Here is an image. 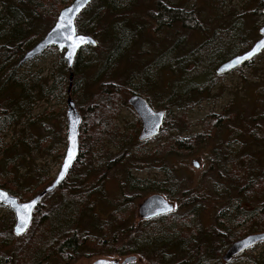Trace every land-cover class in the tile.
<instances>
[{
    "label": "trees",
    "instance_id": "obj_1",
    "mask_svg": "<svg viewBox=\"0 0 264 264\" xmlns=\"http://www.w3.org/2000/svg\"><path fill=\"white\" fill-rule=\"evenodd\" d=\"M72 1L0 2V135L6 134L10 128L13 130L22 122H24L22 129L35 124L38 127L47 125L50 120L48 116L52 113L33 115V104L40 97L67 99L70 74L73 75L70 96L81 117L79 156L76 163L64 182L41 200L33 213L27 232L15 237L12 233L13 214L7 209V215L0 216V264H76L80 260L98 256L127 258L135 255L146 260L148 264H210L212 261H215V264H222L220 255L222 250L233 241L249 234L251 225H247L246 230L243 226L261 215L264 204L258 206L252 214H243L238 218L228 217L218 228L205 227L202 222V216L206 213L205 208L216 201L205 195V188L187 191L191 188H186V185L175 176L173 169L168 168H162L165 179L162 185L155 183V187L136 179L131 174L125 179L122 175L118 176V188L120 191L125 188L128 193L117 198L113 211L106 221H102L93 206H90V199L95 195V177L121 163L118 162L119 159L123 163L126 161L124 164L126 171L135 172L160 167L158 161L168 159L170 156L186 159L208 144L212 139L209 131L215 134L219 131L224 123L221 125L218 119L232 123L230 115L226 114L225 117L224 113H221L216 119L211 114L199 122L203 125V135L195 136L190 141L189 136L182 137L179 134L188 132L190 128L184 115L188 107L209 98L215 83L212 80L213 69L219 63L249 50L253 40L241 35V30L235 26L227 33L215 34L208 43L203 42L196 47L192 53L193 57L190 58L191 54L182 55L183 42L188 39V35L179 38L176 36L177 29L193 33L201 27L200 11L196 8L185 10L155 2L147 4V11L141 12L138 10L139 0H92L76 18L75 29L77 35L90 36L96 41V46L81 49L70 71L62 56L58 54L60 65L56 66L52 86L47 87L38 74L23 71L21 69L23 65L20 67L18 63L54 25L58 13ZM242 1L243 5L240 8L231 6L230 14L234 19L246 16L247 0ZM257 2L258 6L252 14L262 16L264 0ZM243 12H246L245 15ZM260 23L256 25L257 30L262 26ZM164 30L168 31L172 38L168 39L171 46L161 56L159 55L161 34ZM137 40L149 47L148 57L138 60L137 65L140 67L136 72L126 70V76L119 77L118 81H108L107 78L112 76L116 79L117 66L121 62L129 65L135 60L134 56L130 55L129 45ZM179 46L181 49L175 56L174 52ZM49 50L56 51L54 48ZM85 51L86 55H82ZM152 56L154 62L148 59ZM147 60L154 64H150L149 67L143 66ZM250 63L244 66H249ZM189 64L196 70L206 65L204 73L206 75L210 73L212 77L208 76L205 83L207 87L204 90L200 86H194L178 95L175 86L174 90L166 93L169 98L171 97L172 103L160 107L165 112V117L158 136L139 142L137 138L141 124L138 120L137 123L126 127L125 133L119 132L113 121L118 117L120 107H127V99L124 97H129L130 94L137 95L152 106L153 97L151 102V97L147 94L151 95L156 89L159 75L167 72L168 77H179L170 80L176 81L175 85L186 83L189 78V74H186ZM166 65L170 66L169 73L168 70H163ZM90 69H98L94 81H85L86 72ZM100 77L101 81L94 90L96 79ZM182 85L179 87L184 86ZM121 94H124V97ZM195 95L199 98L195 99ZM173 107L182 112L181 117L173 115L171 110ZM259 119H264V113ZM172 130L176 131L174 139L162 143L158 137ZM257 134L259 138L252 139L251 148H264V134L259 132ZM28 135L32 136L21 132L20 141L12 142L5 147L0 145V157L5 155V166L3 163L1 173L5 170V173L9 174L7 170L13 168L16 160L24 161L30 157L33 149L40 152L48 150L41 148L37 143L33 148L32 137ZM57 140L59 139L56 138V142ZM39 141L42 142L40 139ZM153 141L157 143L155 148L147 151L142 148ZM236 142V139L232 140L228 144L229 147ZM105 144L115 146L117 153L112 155L105 149ZM138 146L143 150L137 151ZM243 147L244 144L235 154L226 150L216 151L218 157L213 161L214 172L239 189L238 194L244 199H264V163L256 161L254 150L250 153L244 151ZM110 157L112 160L104 167ZM226 165H229L230 169H227ZM103 168L105 171L101 173ZM10 175L15 179L16 188H19L18 178ZM47 180L43 179L34 184L29 189L28 196L23 194L22 189L11 191L3 183H0V188L16 197L19 202H26L52 183V180L49 182ZM150 192L164 194L169 201L177 200L175 208L184 210V213L176 215L175 210L165 216L166 219L161 217L143 221L137 218L136 221V205L143 198L137 194ZM222 196H227L228 201H239V198L234 199L229 194L228 189L219 194V197ZM86 217L89 225L83 219ZM240 225L243 230H240ZM236 232L238 234L234 235ZM261 264H264V259Z\"/></svg>",
    "mask_w": 264,
    "mask_h": 264
},
{
    "label": "rangeland",
    "instance_id": "obj_2",
    "mask_svg": "<svg viewBox=\"0 0 264 264\" xmlns=\"http://www.w3.org/2000/svg\"><path fill=\"white\" fill-rule=\"evenodd\" d=\"M1 1L2 0H0V2ZM155 2L167 4L173 8H182L185 10L196 8V10L200 11L199 19L201 21V27L199 29L194 30L193 33L189 32L190 34L188 32H181L179 29H177L176 37L179 38L184 36L185 34L188 35V39H185L183 42L184 51L182 55L191 54L190 58L193 57L192 53L194 52L196 47L201 45L203 42L208 43L215 34L227 33L231 28L235 26H237L241 30V35L247 36L249 39L253 40L254 43L260 37L258 33V30L261 27L260 25L262 24L263 26L264 24V15L255 16L254 14H252L255 8L258 6L257 0H247V6L245 10L247 11V13L243 12L244 15L246 13V16L237 19H234L233 15L230 14L231 6H235L237 8L239 6L240 8V6L243 5L242 0H139L138 10L141 12H146L148 9L146 5L150 3L154 4ZM259 23L260 27L257 30L256 25ZM170 38H172V35L168 31L164 30L161 34L162 42L160 44L161 51L159 52V55L162 56L163 53H166V49L171 46V44L168 42V39ZM145 44L146 43L140 40H137V42H135L134 44H130V55L134 56L135 60H132V63H129V65H127L126 62H121L117 66V71L115 73L116 79H114V77L112 76L110 78H107V80L118 81L119 77L126 76V70L136 72L138 70V67H140L139 64L137 65L138 60L140 58L148 57L147 52L149 51V47H147ZM181 46H179L174 52L175 56L178 55ZM58 54L59 53L57 51L48 50L40 57L25 63L21 67V69L23 71H29L33 75L38 74L39 78H41L42 81L46 83V86L50 87L53 83V74L55 73L56 66L58 67L60 65ZM82 55H86V51L82 52ZM148 59L152 60L153 62L155 61L153 56ZM221 63H219L215 67V69H213L214 71L212 76L214 78H212V80L215 83L209 94V98L202 99L199 104L188 107L189 109L186 111V113H184V115L186 116L185 120L188 122L190 128L188 132H179V134L182 137L189 136L190 141H192L195 136L203 135V125H200L199 122L211 114L215 116L214 118L219 117L221 113H224L223 115L225 117L226 114L230 115L233 122H224V124L216 134L209 131V134L212 135V139L208 142L207 145L196 152L195 155H192L189 158L185 159L170 156L168 159L158 161V166L160 167L148 168L139 172H135L133 170L126 171L124 169V164H126V161L123 163V161L119 159L118 162L121 163H117L113 168H110L103 174H99L98 176H96L95 180L93 179L94 182H96L95 195L91 196L90 206H93L94 210L102 221H106L109 219V214L111 211H113V205L117 201V198L128 193L125 188L121 189V191L118 188L119 180L117 177L120 175H122L125 179L128 174H131L136 179L143 180V182L148 184L149 186L155 187V183L162 185L163 180L165 179L164 170L162 168L173 169V172H175V176L186 185V188H191L187 189V191H190L193 188H205L206 196L211 197L212 200L221 201V197H219V194L222 191L221 187L213 190L211 187L215 183V179L213 176H211L210 178L208 177L209 165H212L213 163L212 151L214 148H220L221 144L225 147L227 143L229 144L232 140L236 139L237 142L232 147H227L226 149L230 148L231 152H237L239 149H241L242 144H244V151L253 153L254 150L256 161H262V163H264V148H251L252 139L259 138V135L257 133L259 132L264 134V119H259L260 115L264 113V51H262L260 55L255 57L251 61L249 66L238 68L224 76H221L220 78H217V76L215 75V70ZM150 64L154 63H151L147 60L142 65L149 67ZM167 66L168 65L163 67V70H168L169 73L170 66H168V69L166 68ZM205 69L206 65L201 66L196 70L191 64H189L186 70V74H189V78L188 80H186V83L180 82L184 85H182L183 87H179V85L181 84L175 85L176 81H170L179 77H168L167 72H165L164 74L161 73L157 81L156 89L153 93H151V95L147 94L151 97V102L153 97L154 102L151 103L153 109L161 110L160 107H165L172 103L171 97L169 98V95H167L166 93L170 90H174L175 86V91L178 95L183 94L182 92H184L185 89L189 90V87L192 88L194 86H200L202 87L201 89H206L207 84L205 83L209 78L208 76L210 75V73L206 75L204 73L206 72ZM97 71L98 69L88 70L86 72L85 81H94V76L96 75L95 73ZM212 76L210 75V78ZM101 78L102 77L96 79L95 86H93L94 90L96 88V85L101 81ZM39 83L40 85L42 84V82ZM134 84L137 85L136 83ZM87 88H89L88 85ZM121 96L124 97V94H121ZM129 97L124 98L126 100ZM194 97L195 99L199 98L197 95H195ZM128 107L129 106H121L118 117L113 121L114 125L119 128L120 133H125L126 127L137 123V120L139 121L134 111L130 107ZM171 110L174 116L178 118L181 117V111H178L175 107H173ZM65 112L66 99L62 97H56L54 99L40 97L33 104L32 114L37 116L45 113H52L50 116H48L50 120L47 125L38 127V125L35 124L33 126H27V128L24 127L22 129L24 123L22 122L21 124H17L13 130L10 128L6 134L4 133L3 135H0V145L2 147L10 145L12 142L20 141L22 132L23 134L28 133L32 135L28 136L30 138L32 137L33 148V145L37 143L41 148L48 149L47 151L42 152H40V150L35 151L33 149L30 157H27L24 161L23 159H17L13 168L7 170L9 174H6L4 170V175L2 176L3 173L0 172L1 184H5L7 188L11 189V191L22 189L23 194L25 196H28L29 189L32 188L33 185L38 183L40 180L48 179L47 182H49L50 180L53 181L56 178L66 149L67 124ZM175 134L176 131L172 130L170 132H166L165 134H161L158 138H161L162 143H165L167 140L169 142V139H174ZM251 134H255L257 136L252 137ZM56 138L59 139L57 140V142ZM39 139L42 140L41 143ZM245 144L247 146H245ZM156 146L157 143L153 141L150 144H146L142 148L147 151V149L155 148ZM142 148L141 146H138L136 147V150L140 152L143 150ZM105 149H107L112 155L117 153V148L113 145L105 144ZM4 158L5 155L0 157V169L3 168V163L5 166ZM111 160L112 159L110 157L104 164V167ZM194 163L198 164V168L193 167ZM97 167L99 168V164ZM102 171H105V169L103 168L101 170V173ZM10 174H13L18 178L19 183H17V185L19 186V188H16V185L14 183L15 179H13ZM35 174H37L36 177L34 176ZM1 176L3 178H1ZM101 177L102 180H100ZM227 189L229 194L234 199L239 198V201L233 202H239L248 205L244 209V212L246 211V209L251 210L253 208H258V206L264 204V199L262 198L250 200L244 199L242 196H240V194L237 193V189L232 186L230 182H228ZM152 194L154 193H138L137 195L139 197H143L141 199L142 201L144 198ZM162 195L165 196L164 194ZM171 202L176 207L177 200H173ZM137 205L135 209L136 221ZM175 210L176 215L184 213V210L182 209L175 208ZM7 213V208L1 206L0 216H5L7 215ZM207 214L208 212L202 216L203 225L205 227L215 226L218 228L219 225L213 224L214 213L212 211L209 212L208 219ZM83 219L87 222V224L89 223L87 217ZM249 224L251 225L249 227V233L256 231L264 232V210L261 211L260 216H257L255 218V221H250V223L243 226L245 230L247 228V225ZM243 227L241 229H243ZM236 234H238V232H236L234 235ZM242 254V256H237L228 264H261L262 259H264V243H260L254 249ZM135 256L137 257L136 261L129 264H148L146 260L141 259L137 255ZM124 258L125 257L109 259H117L118 264H122ZM97 259L108 258L98 256L87 260H80L76 264H90ZM215 263V261H212L210 264Z\"/></svg>",
    "mask_w": 264,
    "mask_h": 264
},
{
    "label": "water",
    "instance_id": "obj_3",
    "mask_svg": "<svg viewBox=\"0 0 264 264\" xmlns=\"http://www.w3.org/2000/svg\"><path fill=\"white\" fill-rule=\"evenodd\" d=\"M92 0H73L68 6L64 7L55 20L52 28L44 35V37L29 49L22 57L18 66L34 60L41 56L47 49L55 48L62 53V59L66 62L69 71L72 69L77 53L86 46H96L90 36L77 35L75 30V20L80 13L91 3ZM264 15V7L261 10ZM260 37L246 52L234 56L218 66L215 73L222 76L231 71L249 63L264 50V24L258 31ZM83 37L86 43H81L78 47H74L75 41ZM73 75H69V84L67 88L66 99V149L60 165L59 172L53 182L26 202H19L16 197L0 189V205L8 208L14 217V226L12 233L15 237L24 235L30 227L33 213L38 207L41 200L52 193L60 186L67 177L70 169L76 163L79 156V127L81 117L73 102L70 92L72 87ZM127 105L132 108L138 117L141 128L138 134V141L144 142L156 137L163 125L164 111H155L148 102L137 95H132L127 99ZM67 167L65 168V166ZM62 175V178H61ZM173 205L159 194L151 195L145 198L137 207V217L140 220H148L159 216H165L173 212ZM26 220L27 224L22 231H18L21 227V221ZM264 243V234H254L247 236L241 240L234 242L228 251L223 255L222 260L225 263L231 261L235 256L240 255L248 248ZM136 261V257H127L122 264H129ZM91 264H118V261L110 259H97Z\"/></svg>",
    "mask_w": 264,
    "mask_h": 264
},
{
    "label": "flooded vegetation",
    "instance_id": "obj_4",
    "mask_svg": "<svg viewBox=\"0 0 264 264\" xmlns=\"http://www.w3.org/2000/svg\"><path fill=\"white\" fill-rule=\"evenodd\" d=\"M216 119H218V117H216ZM219 121H220V124L222 125L224 122H222L220 119H218ZM227 147H229V145H228V143H227V145L224 147V146H222V144H221V146H220V148H214L213 149V151H212V159H213V161L215 160V158H217L218 157V155L215 153L216 151H218V150H226V151H230L231 152V150H230V148L229 149H226ZM230 147H232V146H230ZM232 154H235L236 152H231ZM193 167L194 168H198V164L197 163H194L193 164ZM214 168H215V166H214V164L212 163V165L210 164L209 165V174H208V177L210 178L211 176H213L214 177V179H215V183L212 185V189L213 190H215V189H218L219 187H221V192L220 193H223L226 189H227V185H228V180L227 179H225V178H223V176H221L219 173H215L214 172ZM226 168L227 169H230V166L229 165H226ZM237 193H239V189H237ZM157 194V193H156ZM238 203V204H237ZM233 202V201H231V202H229L228 201V199H227V196H222L221 197V201H216V202H214V203H212V204H210L209 206H206V208H205V212L207 213L208 212V214H209V212H213L214 213V217H213V220H214V225H223V221L225 220V219H227L228 217H231V216H233V217H235V218H238V216H241V215H248V214H252V213H254V211H255V209L256 208H253V209H251V210H247L246 209V211L244 212V209L248 206V205H246V204H244V203H239V202ZM172 204V203H171ZM138 207V206H137ZM175 211V210H174ZM173 211V212H174ZM172 213V212H171ZM207 214V219L209 218V215ZM165 216H167V215H165ZM165 216H159V217H156V218H152V219H148V220H143V221H150V220H155V219H161V217L162 218H165ZM138 218V217H137ZM139 219V218H138ZM166 219V218H165ZM213 224H209V225H213ZM241 226V228H242V225H240ZM240 230H243V229H240ZM258 233H264V232H259V231H256V232H250L249 234H247V235H245L244 237H247V236H250V235H254V234H258ZM244 237H242V238H244ZM242 238H239L238 240H241ZM223 239H225V238H223ZM238 240H235V241H233L226 249H223L222 250V252H221V258H222V256L228 251V249L230 248V246L234 243V242H236V241H238ZM257 245H259V244H257ZM257 245H254V246H252V247H250V248H248L245 252H247V251H250V250H252V249H254L255 247H257ZM244 253V252H243ZM217 255V254H216ZM243 254H240L239 256H242ZM237 257V256H236ZM235 257V258H236ZM234 258H232V260H233ZM231 260V261H232ZM222 261V260H221ZM230 261V262H231ZM229 262V263H230ZM222 264H226L224 261H222Z\"/></svg>",
    "mask_w": 264,
    "mask_h": 264
},
{
    "label": "snow or ice",
    "instance_id": "obj_5",
    "mask_svg": "<svg viewBox=\"0 0 264 264\" xmlns=\"http://www.w3.org/2000/svg\"><path fill=\"white\" fill-rule=\"evenodd\" d=\"M88 41H86L83 37H80L78 38L75 43H74V47H78L81 43H86ZM67 167V165L65 166V168ZM61 178H62V175H61ZM27 224V221L26 220H22L21 221V227L18 229V231H22L23 230V227H25Z\"/></svg>",
    "mask_w": 264,
    "mask_h": 264
}]
</instances>
